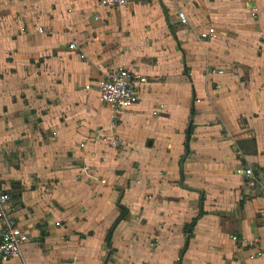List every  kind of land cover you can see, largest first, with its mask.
I'll return each mask as SVG.
<instances>
[{
    "label": "crops",
    "instance_id": "1",
    "mask_svg": "<svg viewBox=\"0 0 264 264\" xmlns=\"http://www.w3.org/2000/svg\"><path fill=\"white\" fill-rule=\"evenodd\" d=\"M120 66L147 83L114 113L96 81ZM263 123L264 0H0V180L29 235L0 264H264L238 173L264 184Z\"/></svg>",
    "mask_w": 264,
    "mask_h": 264
},
{
    "label": "built area",
    "instance_id": "2",
    "mask_svg": "<svg viewBox=\"0 0 264 264\" xmlns=\"http://www.w3.org/2000/svg\"><path fill=\"white\" fill-rule=\"evenodd\" d=\"M99 6L106 8H119L126 6L128 0H97ZM176 16L180 23L186 24L188 22L185 12L178 8L176 10ZM97 18V17H95ZM42 28L38 27V31ZM215 34L213 27H208L205 31L199 34L201 39H207ZM74 47V45H70ZM205 74L211 75L214 73L221 74L223 70L215 69L212 67L205 68ZM147 83V77L134 69L126 67H114L108 69L102 74V76L96 81V88L98 97L101 103L111 109L114 113H118L122 110L129 109L139 101V94ZM85 88H89L86 85ZM103 141H106L111 147L117 148L120 145L118 138H111L106 135L100 137ZM2 163L0 162V169ZM85 172H88L89 166L83 167ZM246 179V185L250 189H254L257 193H264V184L258 180L251 166H246L243 169L238 170ZM102 183L105 180H100ZM16 205L12 199L8 189L4 188L0 180V260L8 261L9 259L20 255L21 248L29 240L28 233L22 229L16 218ZM232 240L239 241L237 235L232 236ZM250 244V243H249ZM252 244V243H251ZM153 246V243H150ZM262 255V251L257 250L250 258L259 257Z\"/></svg>",
    "mask_w": 264,
    "mask_h": 264
},
{
    "label": "trees",
    "instance_id": "3",
    "mask_svg": "<svg viewBox=\"0 0 264 264\" xmlns=\"http://www.w3.org/2000/svg\"><path fill=\"white\" fill-rule=\"evenodd\" d=\"M192 127L193 125L190 123L188 125V129H187V136L189 137V135L192 133ZM254 171V170H253ZM126 215V210L125 209H122L120 215L116 218V220L114 221L113 225H112V229L124 218V216ZM199 216V215H198ZM198 216L194 217L192 219V221L186 225V229H192L193 226L195 225L196 221H197V218ZM187 245H188V241H186V243L184 244V247L182 248V250L180 251V255H179V258H181V255L183 253V251L187 248ZM179 264V263H178Z\"/></svg>",
    "mask_w": 264,
    "mask_h": 264
},
{
    "label": "rangeland",
    "instance_id": "4",
    "mask_svg": "<svg viewBox=\"0 0 264 264\" xmlns=\"http://www.w3.org/2000/svg\"><path fill=\"white\" fill-rule=\"evenodd\" d=\"M264 124V123H263Z\"/></svg>",
    "mask_w": 264,
    "mask_h": 264
}]
</instances>
